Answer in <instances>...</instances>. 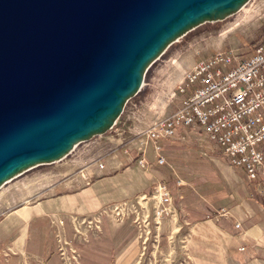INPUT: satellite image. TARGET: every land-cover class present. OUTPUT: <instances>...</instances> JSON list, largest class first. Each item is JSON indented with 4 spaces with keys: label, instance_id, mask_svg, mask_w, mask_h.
Listing matches in <instances>:
<instances>
[{
    "label": "water",
    "instance_id": "1",
    "mask_svg": "<svg viewBox=\"0 0 264 264\" xmlns=\"http://www.w3.org/2000/svg\"><path fill=\"white\" fill-rule=\"evenodd\" d=\"M250 0H0V188L101 136L173 42Z\"/></svg>",
    "mask_w": 264,
    "mask_h": 264
},
{
    "label": "rangeland",
    "instance_id": "2",
    "mask_svg": "<svg viewBox=\"0 0 264 264\" xmlns=\"http://www.w3.org/2000/svg\"><path fill=\"white\" fill-rule=\"evenodd\" d=\"M263 36L264 0H250L238 13L225 18V20L201 24L182 38L177 39L149 67L141 91L128 99V103L112 129L101 136H95L87 142L75 145L73 151L60 159L59 162L33 167L0 188V217L8 210L15 209L21 204L32 203L33 200L44 196L49 186L61 180L73 178L77 174L83 176L84 183L88 184L90 179V175L86 174L88 167L101 170L105 160L120 152L124 154L123 150L131 152L137 158L136 143L146 137L145 131L159 119L169 115L183 102L185 96L179 92L178 87L186 72L198 61L209 58L217 52L231 51L240 59L246 58L250 56L254 44L260 41ZM202 136L205 137L203 132ZM208 142L206 140L199 147L196 142L189 139L180 142L167 141L160 152L165 157L164 164H158L157 157L153 153L156 165L167 168L170 171V176L168 174L160 182L151 185L146 194L131 200L125 199L133 203L141 201L142 197H144L143 200H146L141 201L146 209L144 214H148L147 217H143L147 219L145 229L149 231L144 243L143 236L142 238L139 236L140 230L132 222L133 217L117 221L114 216L104 213L101 214L97 230H88L85 226H80L78 231L82 235L77 233L76 235L72 230L74 218L78 221L83 218L90 219L92 216L102 213L105 207L125 201L119 200L104 206L96 213L91 214L90 217L71 216L69 220L71 238L66 237L63 220L40 221L37 231H35L39 232L38 241L40 242L34 245L37 248L43 246L42 251L28 248L29 250L15 252L17 255L16 264H33L36 257L30 255L31 253L38 254L40 259L53 255L59 260V250L61 248L67 250L70 246L78 252L79 264H83L81 248L89 245L91 232L100 231L104 217L111 218L117 224L129 220L134 224L138 239L136 249L142 254L131 264H134L136 260L137 264H193L186 249L190 226L189 220L186 218V208L183 205L184 196L182 195V188L187 186L188 182H192L193 186L199 189L198 191L192 189L197 195L196 197L199 198L197 208L200 213L196 214L195 218L210 219L214 226L220 229L231 228V238L235 240L236 246L230 254L223 252L224 257L218 258V260L221 259V264H264V234H260L261 229L264 233V187L257 185V182L249 183L241 170L232 167L238 177L239 184L238 187L234 186V189H240L244 193L243 196L239 192L237 194L242 199L241 204L235 198H229L231 201L225 203L224 194L226 192L230 194L232 191L226 188L227 183L222 180V175L214 169V163L217 160L223 165H229L220 150L213 143ZM260 150L264 155V143L261 144ZM139 159L140 157L137 158V165ZM101 165H103L102 168ZM160 184L166 185L170 193L172 214L157 218L154 214L157 203L152 195ZM246 194L250 197V203L245 200ZM237 205H240L238 211L242 219H237L238 221L235 222L231 218L234 212L230 210ZM223 212H228L227 216L222 215ZM77 220L75 224H79ZM256 224L261 228L260 230L259 228L252 229ZM198 227L202 229L200 230L202 232H209L210 229L208 226L201 227L200 225ZM242 230L251 232L242 237L245 238L244 240L235 238V234L241 238L239 233H242ZM216 242H218L217 238ZM255 243L259 245L258 247H262L261 250L255 251L258 257H253L256 255L251 249ZM5 250L0 251V256L5 259L14 253L13 250ZM35 250L41 252L37 253ZM59 262L62 264L61 260Z\"/></svg>",
    "mask_w": 264,
    "mask_h": 264
},
{
    "label": "crops",
    "instance_id": "3",
    "mask_svg": "<svg viewBox=\"0 0 264 264\" xmlns=\"http://www.w3.org/2000/svg\"><path fill=\"white\" fill-rule=\"evenodd\" d=\"M187 139L196 142L199 147L207 140L202 136L201 128L186 127L179 128L172 138H160L158 143L162 149L167 141L174 140L180 142ZM136 148L137 158L141 155L139 149H145V157L148 159L149 167L141 169L137 165L135 155L127 152V150H123L124 154L120 152L112 158L105 160L101 170L88 167L86 170V174L90 175L88 184L84 183L83 176L77 174L73 178L61 180L49 186L44 196L33 200L32 203L21 204L2 215L0 217V251L8 249L13 250L14 253L6 259L0 256V264H16L17 255H15V252L24 251L28 248L31 250L34 248L41 250L43 248V246L37 248L34 245L40 242L38 241L39 232H35L40 221L63 220V230L66 237L71 238L69 222L71 216L90 217L91 214L96 213L106 205L118 202L119 200H131L134 197L146 194L151 185L160 182L168 174L170 176V171L167 168L156 165L155 157H153V144L146 137L136 143ZM214 169L222 175V180L228 185V187L226 185V188L232 191L230 194L228 192L224 194L225 203L231 201L229 198H235L241 204L240 201L242 199L237 194L239 192L243 196L244 192L240 189H234V186L238 187L239 184L238 177L232 166L223 165V163L216 160ZM191 183H186L187 186L182 188V195L184 196L183 205L186 208V218L189 220L190 226L188 245H186V249L189 252L188 255L192 259L193 264H219V262L221 264V259L218 260V258L224 257L223 252L230 254L236 246L235 240L231 238V228L223 227L220 229L214 226L213 221L210 219L207 220L204 217L200 219L195 218V215L200 213V210L197 208L199 198L196 197L197 195L192 189L194 191H198L199 189L195 188L194 184ZM245 197V200L249 202V195L246 194ZM238 210H240V205L230 210L236 213H233L231 217L235 222L238 221L237 219H242ZM227 221L230 220L227 219ZM210 222L212 223L210 224ZM200 225L201 227H210L209 232L200 231L202 230L198 227ZM180 227L182 228V226ZM258 228L259 226L256 224L252 229L257 230ZM248 232L251 231L242 230V233H239L241 238H238L237 234H233H235V238L244 240L245 238L242 237H245ZM260 232V234H264L262 229ZM136 233L137 230L130 220L117 224L111 218L104 217L100 231L91 232L89 245L81 248L83 251L81 256L83 264L133 263L142 254L136 249L138 245ZM216 238L218 242H216ZM258 246L256 243L252 245L251 249L254 253L257 249H262V247ZM40 250L35 251L39 253L42 251ZM30 255L36 257L33 260V264H60L59 260L53 255L44 259L38 258V254L36 253H31ZM137 262L136 260L134 264H137Z\"/></svg>",
    "mask_w": 264,
    "mask_h": 264
},
{
    "label": "built area",
    "instance_id": "4",
    "mask_svg": "<svg viewBox=\"0 0 264 264\" xmlns=\"http://www.w3.org/2000/svg\"><path fill=\"white\" fill-rule=\"evenodd\" d=\"M178 90L185 96L183 102L145 131L147 140L153 144L157 163H165V157L160 153V138H172L179 128L198 127L220 150L229 166L240 169L247 181L264 187V155L260 150L264 143V36L254 44L246 58L240 59L226 51L198 61L184 74ZM139 151L138 166L145 169L149 165L145 149ZM152 198L157 203L154 212L157 218L172 214V199L166 185L160 184ZM143 199L141 201H146ZM141 201L125 200L105 207L102 213L90 219L78 221L74 218L72 230L79 235H82L78 231L80 226L97 230L104 213L114 216L117 221L133 217L132 222L140 230L139 236H143L144 243L149 231L145 229L147 219L143 217L148 214H144L146 209ZM227 214L223 212L222 215ZM76 220L80 225L75 224ZM78 258V252L71 246L59 250L62 264H79Z\"/></svg>",
    "mask_w": 264,
    "mask_h": 264
},
{
    "label": "bare ground",
    "instance_id": "5",
    "mask_svg": "<svg viewBox=\"0 0 264 264\" xmlns=\"http://www.w3.org/2000/svg\"><path fill=\"white\" fill-rule=\"evenodd\" d=\"M120 118V117H119ZM180 129H182V128H180ZM110 130V129H109Z\"/></svg>",
    "mask_w": 264,
    "mask_h": 264
}]
</instances>
